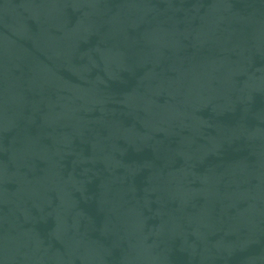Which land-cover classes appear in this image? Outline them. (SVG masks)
<instances>
[{
  "label": "water",
  "instance_id": "1",
  "mask_svg": "<svg viewBox=\"0 0 264 264\" xmlns=\"http://www.w3.org/2000/svg\"><path fill=\"white\" fill-rule=\"evenodd\" d=\"M0 264H264V0H0Z\"/></svg>",
  "mask_w": 264,
  "mask_h": 264
}]
</instances>
